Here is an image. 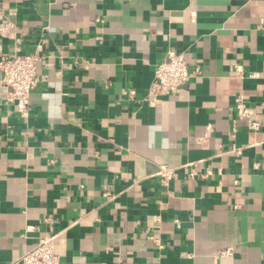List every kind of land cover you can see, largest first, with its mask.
Masks as SVG:
<instances>
[{
    "label": "crops",
    "instance_id": "obj_1",
    "mask_svg": "<svg viewBox=\"0 0 264 264\" xmlns=\"http://www.w3.org/2000/svg\"><path fill=\"white\" fill-rule=\"evenodd\" d=\"M5 23L0 60H44L27 119L0 72V264L46 236L61 264H264V0H0ZM168 51L199 74L151 102Z\"/></svg>",
    "mask_w": 264,
    "mask_h": 264
},
{
    "label": "built area",
    "instance_id": "obj_2",
    "mask_svg": "<svg viewBox=\"0 0 264 264\" xmlns=\"http://www.w3.org/2000/svg\"><path fill=\"white\" fill-rule=\"evenodd\" d=\"M11 25L5 23L0 25V35L4 36ZM41 55V47L29 54L21 55L18 51L11 55L2 57L0 60L1 84L6 90V101L14 105L24 119L29 117L30 101L29 97L39 84V76L37 68L43 62ZM237 76L241 77L242 69L237 66L235 69ZM199 74V69L191 70L186 62L185 56L182 53L168 51L162 61L156 66L154 79L151 84L148 99L155 102L161 97H167L178 94L182 91L189 80ZM131 96L133 91H129ZM236 117L239 120H247L248 128L253 131H258L260 125L252 118L255 116V111L245 104L243 97H239L236 106ZM210 131V128H208ZM235 131H233L234 133ZM232 133V137H234ZM209 136V133L206 134ZM230 152L234 155H240L242 148L231 145ZM197 164L189 165V178H203L212 176L210 171L205 174L197 172ZM174 170L166 165H161L157 171V177L162 187H168L169 183L174 178ZM177 221H175V224ZM53 236H46L39 239L38 243L27 253L21 257L22 264H61L59 256L54 250Z\"/></svg>",
    "mask_w": 264,
    "mask_h": 264
}]
</instances>
